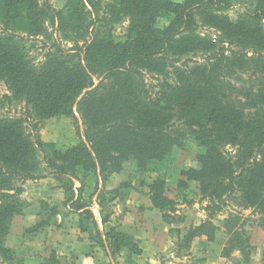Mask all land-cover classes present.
<instances>
[{
    "label": "trees",
    "instance_id": "1",
    "mask_svg": "<svg viewBox=\"0 0 264 264\" xmlns=\"http://www.w3.org/2000/svg\"><path fill=\"white\" fill-rule=\"evenodd\" d=\"M100 1L68 0L65 5L68 6L67 15H70L71 19L80 20L76 23L78 28L81 26L80 29L74 30L82 31L84 45L83 47L76 45L70 55H64L61 49L56 48L54 53L47 56L48 61L37 73L32 70L23 47L18 46L16 41L12 40V36H15L17 32L27 35L40 31L39 17L46 16L50 13L49 10L55 9L49 5L48 0H45L41 7L37 0H0V28L2 27L0 36L10 37L11 35L10 39L0 38V83L4 84L11 94L6 99L23 101L24 105L31 108L33 115L41 121L54 117H66L76 121L74 112L76 107L84 125V140H80L79 147L58 154L55 159H49L41 141L38 140L33 144L29 141L30 136L23 134L21 121L0 120V259L2 263L4 262L3 264L13 261L10 257L13 251L4 246V240L10 232L11 221L15 216L22 215L25 208L19 200L23 194V188L20 185L45 178L44 174L36 173L37 164L34 161L36 148L47 160L48 175L64 192L66 198L64 204L70 203V209L74 213L81 211L79 213L81 221H90L94 231H89V228L83 227L82 224L79 226L80 230L87 232L90 239L106 252L109 261L114 262L123 244V236L114 230L104 231L98 228L92 212L88 209L90 202H85L80 195L85 187V180L91 175L98 177L95 191L100 190L97 196L98 207L101 223L104 224L109 219V213L104 215L102 212L101 197L104 194L118 193L116 191L100 192L103 191L107 178L123 171L124 164L120 161L131 160L136 163L138 171L156 173L155 169L146 167L152 156L148 154V151H155L153 159L161 163L173 149L184 150L185 132L179 131L178 126L172 123L176 115L184 118L180 127L194 134V140L205 151V154L198 159L199 170L191 169L183 172L182 178L176 183V190L184 196L189 185L194 183L198 196L201 195L200 201L207 202L203 211L207 213L209 220L198 226L189 227L185 236L181 238L178 226L183 223V218L174 219L177 203L165 196L164 181L152 183L149 187L152 206L162 214L167 209L169 215H162V219L167 224L174 225L173 232L176 238L174 257L179 258L181 251L188 254L191 242L197 237L204 236L208 242L213 241V234L206 230L211 226L210 219L219 215L226 200L238 191L241 193L240 200L244 209L253 208V214L264 215V159L261 161L254 159L252 163L236 168L233 160L236 154L227 157L224 156V152L218 151L224 146V142L232 140H227L225 135L226 130L231 126H233L232 130L227 137L237 136V152L243 153L248 150L254 143L252 141L258 136V114L231 125L229 119L232 115L223 113L227 111L226 108L222 110L220 105H216L208 116L207 113L212 107L211 102L212 100L215 102L217 99L215 96L218 94L208 76L202 82L186 80L185 83L177 86L166 83L161 98L144 100L141 93V102L126 109L129 96L133 94L130 90L135 86L131 82V76L136 71L130 64L139 59H149L151 55L173 47L172 38L177 33V29L171 25L164 31L154 30L150 19L159 9L167 10L171 3L165 0H157L155 3L153 0H116L122 12L126 9L139 12V15L132 17L126 42L114 43L110 36L105 35L95 36L87 43L85 39L87 27L83 24L86 14L83 9L87 3L92 11ZM185 2H191L197 6L203 4L200 0H185ZM55 14L59 17L62 15L59 11ZM180 15L181 13L176 12V20ZM50 18L53 19V16L50 15ZM176 24L182 26L186 23L177 21ZM62 56L75 59L76 65L70 68L63 67V63L60 64L65 61ZM59 57L62 61H59ZM223 62L224 54L221 53L215 64L209 63L208 75H215ZM57 65L63 67V73L69 74L66 75L68 78L59 79V82L53 79L54 77L50 78ZM73 73L77 81L75 87L69 80ZM116 73L125 77L122 79L119 76L115 79L119 81V90L114 92L108 90L100 95V90L107 89L102 82L93 88L94 77L112 76ZM58 83H63L65 87L60 88ZM142 88L141 84V91ZM126 91L128 93H123ZM176 93L180 94V97L176 98ZM183 99L184 103H182ZM198 107L205 109L201 116L195 111ZM220 117L222 121H219ZM259 147H261L260 144ZM112 150L119 153L118 158L110 156ZM128 154H132L130 158L133 159L128 158ZM27 156H30L31 161H28ZM78 170L82 171L81 177L77 173ZM70 181L80 184L76 191L78 192L76 198L72 192V185L69 184ZM100 184L102 186L99 189ZM42 209L44 210L45 207L43 206ZM47 218L50 219L51 215ZM48 223L49 220L41 221L33 230L40 229ZM233 226L228 227L233 238L230 244L238 243L237 246H240L238 251L245 253L249 262L252 251L249 237L245 231L238 232L233 229ZM259 228L264 234V223ZM262 260H264V253ZM197 262L200 263L202 260ZM42 264L60 263L55 255L51 254L50 258Z\"/></svg>",
    "mask_w": 264,
    "mask_h": 264
},
{
    "label": "rangeland",
    "instance_id": "2",
    "mask_svg": "<svg viewBox=\"0 0 264 264\" xmlns=\"http://www.w3.org/2000/svg\"><path fill=\"white\" fill-rule=\"evenodd\" d=\"M44 1L37 0L38 5L41 7ZM92 1L95 2V0ZM156 1L153 0L154 3ZM165 1L170 2L171 6L167 10L159 9L154 15L152 14L153 17L150 19L154 30L164 31L171 25H173L174 29H177V33L172 38L173 47L151 55L149 59H139L130 64L138 75L135 73L131 76V82L135 86L130 90L133 94L129 96L125 108H132L135 103L141 102V93H143L142 99L144 100L161 98L165 91L164 85L166 83L177 86L182 85L186 80L188 82H202L208 76L218 94L215 96L217 98L215 102L212 100V107L207 115L209 112L212 113L214 106L220 105L223 108L222 110H225V108L227 110L223 113L232 115V118L229 119L231 125L247 117H252L254 114H258L259 119L258 136L252 141L254 143L250 145L251 147L248 150L243 153L237 152V136L227 137L230 135V130H232L233 126H231L226 130L225 135L227 140H232L224 142V146L218 151L224 152V156L227 157L236 154L233 157L236 168L252 163L254 159L263 160L264 0H200L203 3L202 6L200 4V6L193 5L191 2L187 3L185 0ZM48 3L55 10H49L50 13L46 14V16L39 17L40 31L27 35L17 32L15 36H12V40L16 41L18 46L23 47L32 70L37 73L41 71L46 61H48L47 56L50 53H54L56 48L61 49L64 55H70L72 54L71 50L76 45L79 47L84 45L81 37L82 31L77 32L74 30L78 28L76 23L80 20L71 19L70 15H67L68 6L65 5H67L68 0H48ZM189 5L190 7H188ZM120 9L121 7L118 6L116 0H101L99 5L92 11L86 3L85 9H83L86 14L83 22L87 27L86 42L89 43L95 36L106 35L110 36L114 43H125L128 28L132 23V17L139 15V12L128 9L122 12ZM57 11L62 13L61 17L55 14ZM176 12L181 13L178 20H176ZM50 15L53 16V19L50 18ZM177 21H183L186 24L178 26L176 24ZM0 30H2V27ZM0 38L3 40L10 39L11 35L10 37L3 35ZM221 53L224 54L223 65L215 75H208L209 63L215 64ZM63 60L65 61L60 63H63V67L67 66L70 68L77 63L75 59L71 58L63 57ZM59 61H62L61 57H59ZM62 68L61 65H57L52 71L50 78L54 77L53 79L58 82L59 79H64V77L68 78L66 75L69 74L63 73ZM119 76L116 73L112 76L94 77L93 88L102 82L107 89L106 91L100 90V95L108 90L111 92L117 91L119 90V81L115 79ZM120 78L123 79L125 77L120 76ZM69 80L75 87L77 84L75 73L69 77ZM141 84L143 86L142 91ZM59 85L61 88L64 84L58 83ZM10 95L5 85L0 83V120L21 121L23 134L29 135V141L33 144L37 143L38 140L41 141L49 159H55L58 154L79 147L80 140H84V125L76 107H74L76 121L66 117H54L41 121L40 118L33 115L31 108H27L23 101L6 99ZM175 97H180V94L176 93ZM184 102L185 100L182 103ZM195 111L197 115L201 116L205 109L204 107H198ZM215 116H217V113H215ZM221 118H219V121L223 120ZM183 121L184 118H180L177 115L172 119V123L178 126V130L185 132L184 150L173 149L161 163H157L153 159L156 154L155 151H148V154L152 156L149 158L148 161L150 162L146 167L155 169L156 173L138 171L134 161H120L124 165L123 171L118 176L124 181L123 191L125 193H127L129 187H132L131 185L140 189V182L141 189L149 192V187L153 182L164 181L166 186L165 196L171 200L175 199L178 201L174 219L186 217L191 226L193 224L198 226L209 220L207 213L203 211L207 206V202L200 201L201 195L198 196L194 183L189 185L184 192V196L177 193L176 183L182 178L183 172L191 169L199 170L198 159L205 154V151L194 140V134L180 127ZM258 143L261 147H259ZM131 155L128 154L127 157L130 158ZM110 156L118 158L119 153L117 154L112 150ZM27 159L31 161L30 156H27ZM34 159L37 164L36 173L39 175L44 174L45 178L42 179L41 184L30 182L20 185L23 188V194L19 197L20 203L22 206L32 207L30 210H39V214L42 217L40 218L41 220H49V222L54 220L57 224L64 219L66 213L60 211V213L56 212L55 214L54 207L62 202V191L58 188L56 181L48 175L47 160L37 148ZM77 173L81 177L82 171L78 170ZM69 184L72 185V192L75 197L80 184L75 181H70ZM69 184L66 183L67 186ZM102 189L103 191L100 193L105 192L104 187ZM99 191L94 190V195H96L95 203L97 205L99 202L97 198ZM240 197L241 193L238 191L234 196L226 200L221 213L210 219L211 226L206 229L214 237L213 245L209 246L210 250L207 251L209 257L206 261L210 262V264H264V260H262L264 234L259 228L264 223V215L261 213L253 214V208L244 209L241 205L242 200H240ZM116 198L122 200L116 193L114 195L104 194L101 197L103 200L101 209L104 215L110 212V200ZM43 206L45 207L44 210L42 209ZM183 213L186 215L182 216ZM160 214L161 217L162 215H169L167 209H165L163 214ZM48 215H51L50 219L47 218ZM198 222L200 223L197 225ZM168 226L169 235L174 241L176 240L173 232L174 225L168 224ZM231 226L238 232L245 231L249 237L250 245L252 246L249 262L245 253L238 251L240 247L237 246L238 243L230 244L233 238L231 233H229L228 227L231 228ZM178 228H181V225ZM27 237H29L28 234ZM27 237L25 235V238ZM241 245L244 247L243 244ZM9 246H14V243H9ZM174 250L175 246L173 258L168 260L172 261L173 264H197L199 260L205 262V259L202 258L205 257L204 253L201 257L195 258L190 257L189 250L188 254H185V251H181L179 252V258H175ZM10 257L13 261L6 264H24L20 251H13ZM3 263L0 259V264Z\"/></svg>",
    "mask_w": 264,
    "mask_h": 264
},
{
    "label": "crops",
    "instance_id": "3",
    "mask_svg": "<svg viewBox=\"0 0 264 264\" xmlns=\"http://www.w3.org/2000/svg\"><path fill=\"white\" fill-rule=\"evenodd\" d=\"M118 175L110 176L103 185L105 191H116L119 198H122V200L113 199L109 203V219L106 223H101L100 209L95 203L94 190L98 182L96 175L86 178L85 187L80 194L85 202H90L88 209L92 212L100 230H114L123 236V244L114 262L109 261L106 252L90 239L87 232L80 230L79 226L82 224L83 227L89 228V231H94L90 221H81L82 219L79 217L81 211L74 213L70 209V203L64 204L65 195L61 189L62 202H59L60 204L54 208L55 214L60 211L66 212L64 219L57 224L53 220L40 229L33 230L39 222L45 220L40 219L42 217L39 210L33 211L30 210L32 207L27 206L22 215L12 219L10 232L5 238L4 246L12 251H20L24 264H42L43 261L50 258L51 254L55 255L60 264H173L168 260L173 258L175 240L171 239L169 226L163 221L159 210L152 206L149 192L141 189L140 182V189L131 185L132 187H129L125 193L123 191L124 181ZM41 181L43 180L31 183L41 184ZM25 183H30V181ZM101 186L100 184L99 188ZM172 200L178 202L175 199ZM118 213L120 214L118 215ZM185 215L183 213L182 216ZM183 218V223L179 228L181 238L185 236L191 226L188 219ZM193 226L196 225L193 224ZM11 242L14 243V246H9ZM211 245L213 242H208L204 236L193 239L189 248L190 257L199 258L204 253L205 257L202 258L205 259V262L197 264H210L206 259L209 257L207 251L210 250L209 246Z\"/></svg>",
    "mask_w": 264,
    "mask_h": 264
}]
</instances>
